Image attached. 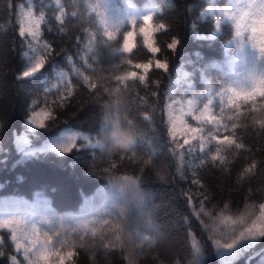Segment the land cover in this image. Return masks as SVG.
<instances>
[{"label":"trees","instance_id":"16d2710c","mask_svg":"<svg viewBox=\"0 0 264 264\" xmlns=\"http://www.w3.org/2000/svg\"><path fill=\"white\" fill-rule=\"evenodd\" d=\"M103 2L106 8L93 10L97 0H0V221H18L0 228V264H10L12 256L27 264L13 231L22 244V236L39 234L65 253L74 251L65 264H129V257L133 264H198L197 250L203 264H264V236L226 247L264 204V129L254 123L264 120V111L245 118L251 105L229 104V90L243 87L248 66L247 50L224 15L237 0ZM29 7L36 17L44 14L40 43L51 55L38 72L18 78L31 66L25 52L33 55L17 18ZM61 9L62 22L56 20ZM146 14L153 15L155 54L139 31ZM160 24L164 28L154 31ZM125 31H133L130 53L122 51ZM157 59L167 70L155 67ZM147 62L144 81L129 78L136 63ZM172 98L190 104L182 121L190 141L177 152L169 133ZM204 106L211 123L201 117ZM30 117L44 126L29 123ZM113 133H131L133 150L116 149ZM225 135L244 147L221 151L222 165L212 160L219 147L212 136ZM72 136V150L60 151ZM253 163L257 167L244 174ZM125 177L138 192L116 186ZM240 218L244 224L231 223ZM136 232L153 242L141 243L130 235Z\"/></svg>","mask_w":264,"mask_h":264},{"label":"snow or ice","instance_id":"6c2138e0","mask_svg":"<svg viewBox=\"0 0 264 264\" xmlns=\"http://www.w3.org/2000/svg\"><path fill=\"white\" fill-rule=\"evenodd\" d=\"M60 0H57V4L59 5ZM93 10L105 7L106 4L103 0H97V3L92 6ZM63 9H61V15L56 16L57 21L62 22ZM228 17L235 27V39L239 41V44L242 48L246 49V55L248 56V66H247V75L244 80L243 87L239 90L230 89L232 92V96L229 97V104L234 105L235 109H239L241 107L237 101H243L245 106L251 105V111L245 112L244 117L247 118L251 116L253 112L260 110L264 111V0H237L233 9L230 12H225L224 14ZM18 21L21 24L19 34L21 37H30V40H27L29 45V51L33 54L29 56L28 52H25V57H28L31 60V66L27 68L24 72L20 74L18 78L28 77L36 72H38L46 63L47 57L51 55V50L48 45H43L40 43V26L44 23V14L41 13L39 17L34 16L33 9L31 7L25 10L24 8L19 9ZM143 21L142 27H140L139 31L144 37V43L148 46V51L150 53H158L160 51L159 48L153 47L152 43L149 39L150 32L148 31V27L150 22L153 20L152 14H146L140 17ZM28 22V27L25 28L23 26L24 22ZM136 21L133 19L131 21V26H135ZM217 21V25H218ZM119 24H121L119 22ZM164 25L160 24L154 31H159L163 29ZM118 30V26H117ZM245 33H249V35L245 36ZM105 35L108 37V40H114L115 36L113 32L107 31ZM133 31H125L123 35V48L122 51L125 53L132 52L133 45ZM178 41L174 38L171 43L168 44V48L174 50ZM250 45V49L249 46ZM71 60V57H69ZM150 63L147 64H136V68H142L145 73H148L150 70ZM155 67L157 69L167 70V63L161 62L159 59L155 61ZM137 73L131 72L129 73V78H136ZM140 81L145 80L144 75H140ZM124 77H117V80L120 83L124 82ZM89 80L88 76H84V81L87 83ZM92 87L95 88L96 85L92 84ZM119 91V90H117ZM71 95V92L68 93ZM259 101V109L257 108V102ZM35 103V102H33ZM36 115V113H33ZM45 118L50 116V113L44 114ZM239 118V117H238ZM212 121L209 120V123ZM29 123H32L38 127L44 126V121L41 120L39 123L33 118L30 117ZM255 124H258L261 129H264V120H255ZM122 125H131V121H122ZM237 125L233 124L235 128ZM196 131V129H193ZM176 131L175 125H173V129L170 132V136L173 140L176 139ZM212 139L216 141L219 147L216 148L217 155L212 156V160L216 161L217 159L223 165L225 163V156L220 155L221 151L228 152L233 146L235 149H242L244 145L242 143L237 142L232 137L225 135L222 139L218 136H212ZM72 143H69L66 146L61 147L59 150L62 152H68L72 150L75 146V136L70 137ZM184 144H189V140L185 139ZM133 142L125 149V151H132ZM93 146L104 148L105 145L100 144L98 142L94 143ZM203 149V145L201 146ZM257 165L253 163L250 167L244 169V174L251 173ZM136 182L130 180L125 177L123 180L116 185L120 190H124L125 188H131L133 191H137L135 187ZM260 208V216L256 219L251 220V223L244 227L240 232L239 236L236 240H233L232 243L226 245L227 248H232L237 240L250 237L256 238L258 236H264V204L259 205ZM200 212H204L203 206L199 209ZM207 214V213H205ZM228 217H225L224 220H228ZM224 222V221H222ZM12 223H18L15 219H4L0 221V228H7ZM102 223L107 224L108 220H103ZM233 225L236 224H244V219L240 218L237 220H231ZM83 227L85 229L88 228L87 224H84ZM92 236H96L97 232L95 228L91 229ZM135 235L141 243L148 241L149 243L153 242L150 240L148 235H143L139 232L130 234ZM11 239L13 241H17L15 244V248L17 252H21L24 255L27 264H54V260L58 261V264H65V261H72L76 253L74 251L63 252L62 247H54V241L51 237H49L46 241H41L39 234H37L35 240L28 239V237L22 236L23 240H26V244H22L19 242L17 238V234L13 231L11 234ZM100 240H103L104 237L100 236ZM120 237L117 236V240ZM219 244V241L216 242ZM114 246V245H113ZM192 246L196 247V241H192ZM104 249H108V244H103ZM0 255H3V251H0ZM10 264H19L15 256L10 257ZM129 264H133V260L129 257Z\"/></svg>","mask_w":264,"mask_h":264},{"label":"rangeland","instance_id":"374dc122","mask_svg":"<svg viewBox=\"0 0 264 264\" xmlns=\"http://www.w3.org/2000/svg\"><path fill=\"white\" fill-rule=\"evenodd\" d=\"M148 27V31L150 32V41L152 43V46H154V43H153V40L151 38V35H152V29L150 26H147ZM132 45L133 44V39H132ZM149 63V62H147ZM147 63H136V64H147ZM135 64V65H136ZM152 64L150 63V66ZM135 67V66H134ZM131 72H136L137 73V76L136 77H139L140 75H143L145 72L142 68H136L134 70H132ZM172 103H171V106H170V113H171V116H172V120H171V123L169 125V133L171 132V130L173 129V125H175V131L177 133L176 135V139L173 140L172 138V141L174 143V149H176V152L178 151V149H180L181 147V144L184 145V140L187 139L190 141V137L189 135L186 133V130L184 128V125L182 123L183 121V115L187 114L188 113V110L190 108V104L188 101H181L180 99L178 98H172ZM201 117L202 118H206V119H212L211 117V114H210V109H209V106H204L201 110ZM171 137V136H170ZM180 153V152H179ZM161 238V237H160ZM136 239V238H135ZM135 239H131L130 237H125L124 238V241L125 243H128V244H136L138 243L137 240ZM136 246V245H135ZM198 256L195 257V260L198 264H203V260H202V257L201 255H199V251L197 250L196 251Z\"/></svg>","mask_w":264,"mask_h":264},{"label":"clouds","instance_id":"9594fccd","mask_svg":"<svg viewBox=\"0 0 264 264\" xmlns=\"http://www.w3.org/2000/svg\"><path fill=\"white\" fill-rule=\"evenodd\" d=\"M111 138L116 149H126L133 142L131 133H113Z\"/></svg>","mask_w":264,"mask_h":264}]
</instances>
